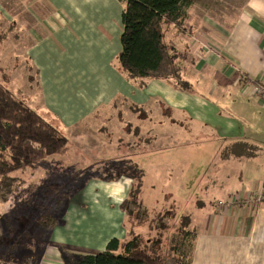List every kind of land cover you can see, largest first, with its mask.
Wrapping results in <instances>:
<instances>
[{"label":"crops","instance_id":"crops-1","mask_svg":"<svg viewBox=\"0 0 264 264\" xmlns=\"http://www.w3.org/2000/svg\"><path fill=\"white\" fill-rule=\"evenodd\" d=\"M17 1L0 0L1 21L15 23ZM32 2L45 6L49 15L38 25L39 30L31 27L25 34L31 38L26 56L35 73L43 108L62 129L77 132V128L91 123L102 141L111 133H121L127 140L132 125L155 142H161L163 137L169 141L204 137L206 142L212 141L215 152L195 190L197 195L203 187L210 194L205 178L207 176V182L213 170L209 169L224 146L248 141L262 149L258 143L246 140L238 131L239 123L232 124L210 102L203 88L207 84L214 85L216 78L213 84L211 78L207 82V77L199 73L217 67L221 76L218 79L220 94L228 88L259 103L257 100L262 97L245 92L242 78L248 77L264 86V0H193L184 25L179 31L173 28L167 39L185 56L181 64L195 89L193 94L183 93L168 82L158 80L149 81L145 89H140L119 71L117 57L122 51L124 6L118 0ZM216 93L207 95L210 98ZM122 103L141 111L133 113L128 109V114H123L124 110L120 109L122 113H116L117 118H113L116 107ZM263 103L264 98L259 103L264 109ZM114 121L116 131L115 127L111 131L108 126ZM167 125L175 130L164 131ZM206 142L196 149L202 152ZM62 155L48 158L36 169L14 174L24 182L23 195L39 194L48 180L47 164L50 161L59 164ZM259 160L256 157L222 163L226 167L218 166L213 170L217 172L211 177L213 193L219 190L217 188L226 192L223 183L234 172H242L246 165L250 167L247 168L249 175L261 170ZM144 174L145 185L146 172ZM127 179L110 182L91 177L69 201L63 223L51 231L41 264H65L63 252L97 254L104 252L112 239L125 241L126 214L122 204L132 186L128 182L131 179ZM247 180L242 189L222 194L218 200L211 201L213 195L198 200L197 214L192 215V220H197L192 227L196 232L192 264H264V181L251 175ZM143 194L142 190L141 199ZM182 195H178L176 203L189 197ZM170 196L172 202V194L165 193L163 198L168 201ZM120 198L123 202H119Z\"/></svg>","mask_w":264,"mask_h":264},{"label":"rangeland","instance_id":"rangeland-1","mask_svg":"<svg viewBox=\"0 0 264 264\" xmlns=\"http://www.w3.org/2000/svg\"><path fill=\"white\" fill-rule=\"evenodd\" d=\"M17 2L14 13L16 29L10 34L8 42L0 46V65L5 69V73L0 74V83H5L4 86L13 90L17 96V92L22 90L23 97H27H18L26 99L29 106L38 110L41 116L68 138L70 151L58 159L59 164H54L51 161L50 164H47L46 168L50 169L46 170L49 175L48 180L39 189V194L36 196L23 195L26 191L23 189L22 192L20 189L11 201L0 204L2 218L7 219L0 221V264H41V255L43 251L45 254L47 249V245H43L47 232L38 225L40 222L38 220L45 216L61 214L63 204L60 206L57 202L61 198L60 195H64L62 189L65 188L64 185H67L66 174L70 175V184L81 183L84 179L91 177H107L110 174L115 176L113 166L120 159L129 165L136 164L146 172L144 194L143 199L140 196V206L131 204L127 211L128 216L132 218L128 221L129 224L133 222V214L148 223L147 230L134 240L133 246L143 247L146 245L148 249H152L159 245V248L165 252L167 264H176V253L172 249L177 246L186 253L192 247V238L182 239L179 231L186 216H190L191 219L192 215L196 216L195 208L198 200L208 195L209 197L213 195L211 201L218 200L222 194L242 189L247 184L250 175L256 178L261 177L264 181V109L259 105L262 103V99L259 98L257 100L259 103H256L243 97L240 93L228 90V88L220 94L218 79L221 76L218 75L217 67L211 68L210 71L205 69L199 73L201 77H207V82H210L208 79L211 78L213 84L216 78L214 85L207 84L203 88L210 102L218 107L222 111L223 117L228 118L232 124H235V121L239 123L240 130L238 131L247 137L246 140L258 143L262 149L260 160L257 161L261 163V170H255L249 175L247 168L250 167L246 165L242 172L230 174L231 178L228 177V180L223 183L226 192L217 188L219 190L213 193V178L209 177L206 182V176L205 187L211 189L210 194L206 193L203 187L201 194L197 195V187L200 185L201 178L204 177L208 163L215 152L212 141L206 142L207 139L204 137L194 139V136L181 139V141L178 139L169 141L163 137L160 139L161 142L158 140V142L152 141L147 144L146 150L142 148L134 150L133 147L130 149L123 147L125 142L131 144L134 142L133 134H130L129 137L126 136L127 140H125L121 133H111L112 136L110 135L108 138L106 137L107 139L104 138L105 141H102L95 132L96 127H93L91 123L88 127L77 128V132L76 129H62L58 125V121L44 110L43 102L39 99V89L35 83V73L26 56L31 38L25 34L31 27H36L34 29L39 30L38 25L47 19L45 16L49 13L45 6L43 7L39 3L35 5L32 0H18ZM224 23L227 24V22ZM12 25L13 23L0 20V32L8 31ZM189 39L187 40L190 41ZM29 78L32 82H29ZM211 92L217 93L209 98L207 94ZM116 108L113 118H117L116 113H122L119 111L120 109L127 111H123V114H128L129 107L126 104H119ZM131 122L134 121L131 120ZM231 123L229 125H232ZM115 124H117L116 121L110 123L108 129L113 131ZM132 126L134 128V125ZM167 127L164 131L175 130L170 125ZM114 130L116 131V127ZM145 134V132L142 133L144 137H147ZM203 142L206 143L200 152L196 148ZM134 154L137 155L132 157ZM99 163L102 164L99 165ZM221 167H226V165H219V168ZM71 168L82 172L79 178H73L72 173H68V169ZM232 169H235V166ZM130 170V167L124 166L119 169V172L126 175L125 173H130ZM216 173V171H212L211 176L213 177ZM122 179L125 180V177ZM128 182L132 184V180H128ZM204 191L205 196H203ZM165 193L172 194V202L171 196L168 197V201L163 198ZM181 193L184 198L189 197L185 200L179 199V203H176L178 201L176 198ZM118 200L123 202L121 198ZM194 224H197L196 219L192 220L189 230L193 231Z\"/></svg>","mask_w":264,"mask_h":264},{"label":"trees","instance_id":"trees-1","mask_svg":"<svg viewBox=\"0 0 264 264\" xmlns=\"http://www.w3.org/2000/svg\"><path fill=\"white\" fill-rule=\"evenodd\" d=\"M118 1L124 6L122 51L117 57L119 71L126 75L129 81L137 84L140 89H145L149 81L158 80L168 82L183 93H195L192 83L186 78V70L181 64L185 56L167 40L173 28L179 31V27L184 25L193 0ZM15 26L16 24L13 23L8 31L0 32V46L8 42L10 34L16 29ZM3 73H5V69L0 65V74ZM30 80L29 78V82H32ZM242 80L245 84L244 89L250 82L260 84L248 77L242 78ZM4 84L0 83V204L11 201L24 185V182L15 178L14 174L43 166L48 158L67 153L70 145L68 138L56 126L29 106L26 99H23L27 96L23 97L22 90L17 92L19 97H23L19 98L13 90ZM127 106L133 113L141 111V108L136 106ZM129 132L133 134L135 142L126 143L123 147L146 150V145L153 140L150 137L142 136L139 128L130 126ZM260 153L261 149L248 141L235 142L221 149L209 170L216 169L224 162L260 157ZM136 155L134 154L132 157ZM101 164L99 163V165ZM124 166L131 168L130 173L123 175L119 172V169ZM113 167L115 176L112 173V176L110 174L107 177L100 176V178L110 182L118 181L122 177L132 180L129 197L122 204V210L127 214L131 204L140 206L145 174L136 164L129 165L127 162H122L121 159L115 162ZM74 169H68V173L71 172L73 178H79L82 172ZM66 179L68 186L64 185L65 188L62 189L64 195H60L61 198L57 202L60 206L63 204L61 214L45 216L38 220L40 221L38 225L47 232L44 246L47 245L51 231L63 223L69 201L90 178L76 184H70L69 174H66ZM199 189L201 188L199 187ZM132 217L133 222L129 224L128 221L132 218L128 214L126 215L127 239L125 241L112 239L106 250L97 254L83 255L63 252L65 264H167L165 252L159 248V245L152 249H148L146 245L143 247L133 246L134 240L147 230L148 223L143 218L139 219L135 214ZM2 220L6 221L7 219L2 218L0 213V221ZM191 222L190 216H186L179 233L182 239L192 238V247L186 253L177 246L172 249L176 253V264H192L196 232L189 230Z\"/></svg>","mask_w":264,"mask_h":264},{"label":"built area","instance_id":"built-area-1","mask_svg":"<svg viewBox=\"0 0 264 264\" xmlns=\"http://www.w3.org/2000/svg\"><path fill=\"white\" fill-rule=\"evenodd\" d=\"M244 90L245 92L253 93V96L264 98V87L260 84H252V82H250Z\"/></svg>","mask_w":264,"mask_h":264}]
</instances>
